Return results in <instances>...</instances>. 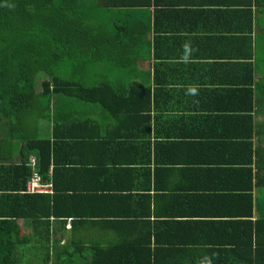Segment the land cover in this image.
<instances>
[{
	"label": "trees",
	"instance_id": "trees-1",
	"mask_svg": "<svg viewBox=\"0 0 264 264\" xmlns=\"http://www.w3.org/2000/svg\"><path fill=\"white\" fill-rule=\"evenodd\" d=\"M129 2L139 6L133 8L134 16L119 17L112 6L126 8L128 1L0 0V264H200L205 256L212 258V264H264V213L255 217V210L264 204V124H255V116L264 112V57L256 59L258 65L246 66L243 106L232 121L225 117L227 122L222 123L221 130L231 141L230 157L222 152L218 167L195 169L206 155L216 159L222 143H203L204 135L190 121L181 122L175 131L178 118L165 122L171 129L167 132L163 127L166 134L162 135L158 115L166 113L156 110L157 101L142 81L130 79L136 62L150 55L145 41L149 16L146 11L138 15L149 3ZM152 28L159 33L157 24ZM154 54L157 60L155 49ZM64 65H69L66 72ZM255 73L260 74L257 82ZM55 97L79 106L73 109L76 112L89 109L95 115L104 114L98 122L110 123L111 137L99 135L102 141L96 146L81 143L91 138L73 132L95 126L97 118L84 114V119L72 109L65 113L54 108ZM152 106L155 115L150 118ZM35 115L52 124L51 139L42 137L40 129L33 131L30 122L26 124ZM5 128L6 139L1 137ZM151 130L155 132L153 145ZM125 137L126 142L120 141ZM5 141L15 148L17 160L11 151L1 149ZM91 145L103 167L105 190L91 194L61 191L56 178L79 172L74 168L77 161L71 158L73 151L76 158H88L84 152ZM108 148L118 159L121 154L129 156L118 164L108 156ZM194 151L206 153L194 161ZM65 152L67 160L61 155ZM31 158L35 168L30 166ZM174 165L185 168L177 170ZM50 169L53 193L26 194L32 173L36 171L46 184ZM152 172L164 186L161 196L155 191L150 194ZM177 172L187 176L171 187V177L180 175ZM191 179L199 188L191 185ZM127 182L136 185V190L119 193L117 183ZM158 197L168 207L145 216L149 213H143L144 207ZM88 199L101 202L98 219L122 221L120 227L112 222L105 226L111 230L106 243H86L79 234L78 218L90 220L89 211L65 214L59 205L60 200L82 205ZM128 203L134 213L122 208ZM195 204L200 208L192 209ZM118 208L130 213L119 214ZM67 219L75 223L64 235V227L54 228L52 222ZM193 219L202 220L199 229L204 230L196 237ZM18 221L29 225V237L19 236ZM188 231L192 238L173 236Z\"/></svg>",
	"mask_w": 264,
	"mask_h": 264
},
{
	"label": "crops",
	"instance_id": "crops-1",
	"mask_svg": "<svg viewBox=\"0 0 264 264\" xmlns=\"http://www.w3.org/2000/svg\"><path fill=\"white\" fill-rule=\"evenodd\" d=\"M117 1L122 4L128 1L126 8H122L123 5L112 6V8H115L113 13L119 15V17L134 16L133 8L139 7L132 6L129 2L131 0ZM146 2L149 3V7L142 8L138 15L146 11L149 16V28L145 26V41L150 48V55L148 58L136 62V73L131 75L130 79L138 83L142 81L143 85L149 88L150 97L157 101L156 110L166 113L163 116L158 115L162 118L159 120L162 126V135L166 134L163 127H166L167 132L168 129H171L165 122L178 118V121H176L177 127L174 128L175 131L179 128L181 122L190 121L204 135L203 143L209 146L222 143L221 153L216 158L217 160L211 155H206L202 158V162L196 163L197 165L194 166L195 169L202 168L204 170L216 168L218 167L217 162L222 158V152H225L228 157L231 155L229 149L231 141L221 128L227 122L225 117L232 121L241 105L243 106L241 101L246 94L248 78L246 66L249 64L258 65L256 59L264 57V0H144V3ZM153 24L158 25V34L153 31ZM185 44H189L191 48L187 60L184 59ZM154 49L157 60L153 57L155 55ZM144 55H146V51ZM155 70L158 72H155ZM259 79L260 74L255 73L253 80L257 82ZM190 88H195V93H191ZM52 104L54 108L65 109V113L68 109L77 110L80 108L70 100L58 97L52 99ZM151 108L150 118L155 115V106ZM74 110V113L81 114L84 119H86L84 114H87V117L91 116L93 119L97 118L95 126L73 132L74 135H88L91 138V141H81V143L89 142L96 146L102 141L99 140V135L105 136L106 134V136L111 137L113 128H109L111 127L110 123L102 122L104 114L95 115L89 109L77 112ZM101 116L102 119L98 122ZM163 117H166V119H163ZM258 120L259 116H255L256 125L260 124ZM41 130L44 137L51 139L52 124L50 122L43 125ZM154 134V130L149 133L152 145L155 138ZM226 138L229 140L228 142ZM125 139L128 138H122L120 141L126 142ZM114 143L117 142L114 141ZM128 143L130 142L128 141ZM93 145H91V148L86 147L85 149L84 153L87 154L88 158H76L75 151H73L71 158H73V161H77L74 168L78 169L79 172L77 175L63 174L60 179L56 178L57 182H60L61 191L91 194V191L105 190L106 184L101 180L103 167L100 159L96 157L97 150ZM107 153L111 158L118 160V164H121L129 156V153L121 154L118 159L116 158V152L114 153L110 148H108ZM112 153L114 154L112 155ZM204 153L206 151H194V161L199 160ZM61 155L63 160L69 158V154L66 152ZM12 157L17 160L16 154ZM172 167L177 170L185 168L177 165ZM187 167L189 168V166ZM115 168L122 167L116 166ZM177 173L180 175L171 177L169 182L171 187L176 186L181 177L187 176L183 172ZM154 175L155 173L152 172L151 183L148 185L150 194L155 191L158 192V196H161V194H164V186L161 183L159 184V175L156 180ZM45 183L51 187L50 192L44 194L51 195L53 193L52 169L48 174V182ZM117 185L119 193L131 194L136 190V185L131 184V182L126 184L117 183ZM191 185L194 188L200 186L193 179H191ZM70 187L74 189L72 190ZM79 203V201L60 200L59 205L66 211L65 214L76 213L79 215L88 211L92 214V218L87 221L78 218V232L84 237V242L87 243L89 240L96 243L108 242L109 237H111V230H107L105 226H110L109 223L112 222V226L120 227L119 222L122 221L98 219L97 213L103 209L99 200L88 199L83 201L82 205H79ZM118 204L121 205L124 202ZM147 205L149 206L148 208L147 206L144 207L143 213H149L145 215L149 217L152 216L154 211L156 212V208L168 207L159 201V197L157 202L151 203L150 201ZM191 207L197 209L200 208V204ZM122 208L131 209V213H134V206L130 203L122 206ZM172 209L174 212L179 213L178 208L172 206ZM126 212L130 213V211L120 210L119 208L117 210L119 214H126ZM263 213L264 204L255 210V217H260ZM153 220V218L150 219L151 222ZM63 221L54 220L52 225L54 228L64 227L65 235L67 232H71V227L75 221L72 222L71 219ZM193 221H196V224L192 225L194 237L203 234L204 230L199 229L202 220L193 219ZM22 222L18 221L20 227ZM24 224L27 225L25 221ZM125 225L129 226L128 224ZM114 235L112 234V240L116 238L115 233ZM174 235H187L192 238L193 233L189 231L185 233L176 232Z\"/></svg>",
	"mask_w": 264,
	"mask_h": 264
},
{
	"label": "rangeland",
	"instance_id": "rangeland-1",
	"mask_svg": "<svg viewBox=\"0 0 264 264\" xmlns=\"http://www.w3.org/2000/svg\"><path fill=\"white\" fill-rule=\"evenodd\" d=\"M69 65H64L63 68H62V71L63 72H66V70L68 69ZM56 104V103H54ZM30 122V127L32 128L33 131H36L37 129H40V132H41V136L44 137L43 135V132L41 130L42 126L43 125H46V123H43L42 121H40L37 117V115L35 116H31L29 117V119L26 121V124ZM259 123L261 124H264V112L261 114V116H259V120H258ZM16 130V129H15ZM12 135H14L15 133H17L16 131L13 133L12 131H10ZM1 137L6 139L7 138V130L6 128L4 129L3 132H1ZM8 141H5L2 145H1V149L4 151V152H7V151H11V154L14 155L16 154V150L15 148L11 149V145L7 144ZM18 142V141H16ZM21 143V141L19 142V144ZM21 232L19 234V236L21 237H29L30 235V228L29 226L25 225L24 222L21 223Z\"/></svg>",
	"mask_w": 264,
	"mask_h": 264
},
{
	"label": "built area",
	"instance_id": "built-area-1",
	"mask_svg": "<svg viewBox=\"0 0 264 264\" xmlns=\"http://www.w3.org/2000/svg\"><path fill=\"white\" fill-rule=\"evenodd\" d=\"M30 166L35 168V160L34 158L30 159ZM35 171V170H33ZM50 185L43 184L40 175L35 171L32 173L31 177L29 178L25 193L26 194H44L50 192Z\"/></svg>",
	"mask_w": 264,
	"mask_h": 264
},
{
	"label": "clouds",
	"instance_id": "clouds-1",
	"mask_svg": "<svg viewBox=\"0 0 264 264\" xmlns=\"http://www.w3.org/2000/svg\"><path fill=\"white\" fill-rule=\"evenodd\" d=\"M184 48H185V56H184V59L187 60L188 59V56L190 54L191 48H190V45L189 44H185L184 45ZM189 91L191 93H195V88H190ZM200 264H212V258L211 257H208V256H205L204 259L201 260Z\"/></svg>",
	"mask_w": 264,
	"mask_h": 264
}]
</instances>
